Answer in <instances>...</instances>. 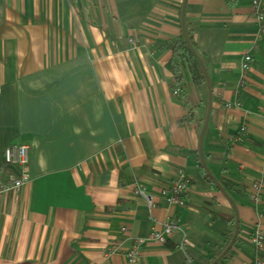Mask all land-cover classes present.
<instances>
[{
  "label": "crops",
  "instance_id": "crops-1",
  "mask_svg": "<svg viewBox=\"0 0 264 264\" xmlns=\"http://www.w3.org/2000/svg\"><path fill=\"white\" fill-rule=\"evenodd\" d=\"M182 12L211 86L202 158L224 194L198 158L206 86L170 91ZM256 38L249 0H0V167L7 146L25 145L30 180L0 199V264H129L136 240L131 264H213L235 212L237 237L217 264H252L264 230V198L254 207L247 192L264 175ZM179 172L184 208L161 195ZM173 220L184 236L149 241Z\"/></svg>",
  "mask_w": 264,
  "mask_h": 264
},
{
  "label": "built area",
  "instance_id": "built-area-1",
  "mask_svg": "<svg viewBox=\"0 0 264 264\" xmlns=\"http://www.w3.org/2000/svg\"><path fill=\"white\" fill-rule=\"evenodd\" d=\"M250 16L257 26V41H264V0H249ZM133 45V42H129ZM253 62V57L250 54L244 55L239 63V87L244 88L247 76L250 72V67ZM179 90L175 89L172 92L173 97H179ZM225 108H240L238 102L227 104ZM246 135V128L242 127L239 131V136L236 139L238 143L244 142L243 137ZM28 153L29 149L25 145L12 144L4 149L2 155V167H0V199L9 194H17L19 190L29 184L28 176ZM6 168H15L19 170V176L12 173H7ZM6 176V179H4ZM189 183L185 176L179 172L175 179L162 191L161 195L165 198L167 204L177 208H184L185 202L183 197L187 192ZM250 203L254 207H258L264 198V175L254 181L247 189ZM136 194L146 195L143 192L137 191ZM125 230H122L124 232ZM176 234H182V229L176 220L166 221L162 224L159 231H154L149 241L165 244L166 238H170ZM184 236V235H183ZM251 242L256 252V259L252 264H264V230H257L251 237ZM143 240H136L132 248L126 253V259L129 264L133 263L139 248L143 245Z\"/></svg>",
  "mask_w": 264,
  "mask_h": 264
},
{
  "label": "trees",
  "instance_id": "trees-1",
  "mask_svg": "<svg viewBox=\"0 0 264 264\" xmlns=\"http://www.w3.org/2000/svg\"><path fill=\"white\" fill-rule=\"evenodd\" d=\"M184 32L186 33L190 45L196 52L192 37L187 33L185 26ZM168 48L173 56L172 60L166 66L167 70L172 75V82L170 84L171 93L175 89H178L180 92V97L181 92H183L184 89L183 84L187 82V80L192 86L195 87V89L201 90V88L205 86L204 76L198 63L189 53L183 41L182 32L178 38L169 42ZM190 115L191 112L188 111V116L186 117L185 121H190ZM229 225L230 226L228 230L222 233V237L224 238V241L227 245L229 244L232 237V222H230Z\"/></svg>",
  "mask_w": 264,
  "mask_h": 264
},
{
  "label": "water",
  "instance_id": "water-1",
  "mask_svg": "<svg viewBox=\"0 0 264 264\" xmlns=\"http://www.w3.org/2000/svg\"><path fill=\"white\" fill-rule=\"evenodd\" d=\"M181 23H182V38L183 41L189 51V53L192 55V57L196 60V62L198 63L201 72L204 76V80H205V86H206V90H207V112H206V118H205V122L204 125L202 127V130L200 132L199 135V140H198V158L200 161V165L203 168V170L207 173V175L209 176V178L214 182V184L219 188V186L216 184V182L213 180V178L208 174L205 165H204V161L202 158V142H203V138L207 129V125H208V119H209V115H210V110H211V100H212V94H211V86H210V81L208 79L207 73L204 69L203 63L200 60L199 56L197 55V53L194 51V49L192 48V46L190 45L188 38L186 36V33L184 32V25H183V12L181 14ZM219 190L221 191L222 194L223 191L219 188ZM226 196V195H225ZM237 233H238V218H237V214L235 212V231L232 237V240L230 241V243L228 244L227 248L225 249V251L223 252V254L220 256V258L218 260H216L213 264H217L224 256L225 254L229 251V249L232 247V245L235 242V239L237 237Z\"/></svg>",
  "mask_w": 264,
  "mask_h": 264
}]
</instances>
